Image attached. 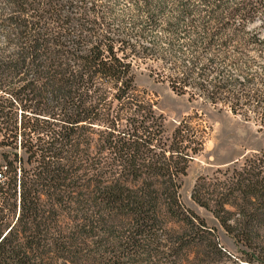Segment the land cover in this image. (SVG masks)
Returning <instances> with one entry per match:
<instances>
[{
  "label": "trees",
  "instance_id": "obj_1",
  "mask_svg": "<svg viewBox=\"0 0 264 264\" xmlns=\"http://www.w3.org/2000/svg\"><path fill=\"white\" fill-rule=\"evenodd\" d=\"M262 15L264 0H0V264H264V147L191 191L242 249L225 258L180 202L197 116L168 135L136 85L143 69L262 127Z\"/></svg>",
  "mask_w": 264,
  "mask_h": 264
},
{
  "label": "rangeland",
  "instance_id": "obj_2",
  "mask_svg": "<svg viewBox=\"0 0 264 264\" xmlns=\"http://www.w3.org/2000/svg\"><path fill=\"white\" fill-rule=\"evenodd\" d=\"M117 9L122 10L123 5ZM249 29H258L259 39L264 40V15L250 24ZM262 68L264 67L261 65L256 71L260 73ZM140 72L136 85L156 103L158 113L162 114L165 120L164 126L168 135L181 120L195 115L198 117L193 120L192 125L197 126L198 130H203L204 143L199 154L188 163L179 191L180 202L186 210L203 220L208 228L215 230V242L224 252L225 258H242V249L221 230L208 211L192 201L191 191L199 177H210L217 170L232 168L240 164L243 157L263 148L264 125L261 127L254 115H249L248 120H243L219 107L202 105L200 101L192 102L187 96L174 94L166 84L153 82L145 70ZM3 151L7 152V149H0V155ZM3 165L0 156V172Z\"/></svg>",
  "mask_w": 264,
  "mask_h": 264
}]
</instances>
